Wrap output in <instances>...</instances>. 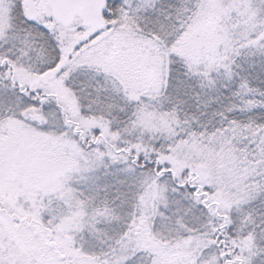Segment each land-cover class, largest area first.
<instances>
[{
    "label": "snow or ice",
    "instance_id": "snow-or-ice-1",
    "mask_svg": "<svg viewBox=\"0 0 264 264\" xmlns=\"http://www.w3.org/2000/svg\"><path fill=\"white\" fill-rule=\"evenodd\" d=\"M0 264H264V0H0Z\"/></svg>",
    "mask_w": 264,
    "mask_h": 264
}]
</instances>
